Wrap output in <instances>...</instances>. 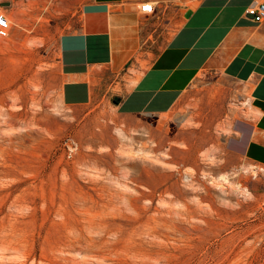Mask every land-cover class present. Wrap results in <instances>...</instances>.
Returning <instances> with one entry per match:
<instances>
[{
  "label": "rangeland",
  "instance_id": "374dc122",
  "mask_svg": "<svg viewBox=\"0 0 264 264\" xmlns=\"http://www.w3.org/2000/svg\"><path fill=\"white\" fill-rule=\"evenodd\" d=\"M81 2L5 10L0 264H264V165L235 158L250 91L206 67L162 114L65 105L59 36Z\"/></svg>",
  "mask_w": 264,
  "mask_h": 264
},
{
  "label": "crops",
  "instance_id": "0c3cea01",
  "mask_svg": "<svg viewBox=\"0 0 264 264\" xmlns=\"http://www.w3.org/2000/svg\"><path fill=\"white\" fill-rule=\"evenodd\" d=\"M14 1L1 0L3 10ZM145 1L152 11L140 10ZM254 1L82 0L59 36L63 103L108 94L122 115L162 114L208 67L250 91L251 121L235 138V158L264 165V21L247 12Z\"/></svg>",
  "mask_w": 264,
  "mask_h": 264
},
{
  "label": "built area",
  "instance_id": "2783aa9c",
  "mask_svg": "<svg viewBox=\"0 0 264 264\" xmlns=\"http://www.w3.org/2000/svg\"><path fill=\"white\" fill-rule=\"evenodd\" d=\"M0 36H8L11 29V20L9 19L6 12L3 10V4L0 0ZM154 3L152 1H145L140 4L141 11H152ZM247 12L252 14L253 18L260 22L264 21V0H256L247 8Z\"/></svg>",
  "mask_w": 264,
  "mask_h": 264
},
{
  "label": "bare ground",
  "instance_id": "6f19581e",
  "mask_svg": "<svg viewBox=\"0 0 264 264\" xmlns=\"http://www.w3.org/2000/svg\"><path fill=\"white\" fill-rule=\"evenodd\" d=\"M229 176V175H228ZM220 180L228 181V177L224 174H222L220 177ZM230 178V177H229ZM246 187V186H245ZM245 189V188H244ZM246 192V191H245Z\"/></svg>",
  "mask_w": 264,
  "mask_h": 264
}]
</instances>
